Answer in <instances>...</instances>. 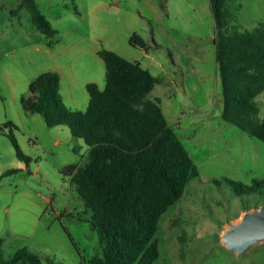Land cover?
Wrapping results in <instances>:
<instances>
[{
  "label": "rangeland",
  "instance_id": "obj_1",
  "mask_svg": "<svg viewBox=\"0 0 264 264\" xmlns=\"http://www.w3.org/2000/svg\"><path fill=\"white\" fill-rule=\"evenodd\" d=\"M57 32L47 37L22 0H0V245L11 261L20 250L43 262L90 264L102 258L100 234L69 167L89 161V147L69 125L48 126L25 110L33 83L60 76L67 111L85 116L87 85L106 88L101 51L139 63L156 79L170 126L198 168L182 198L161 217L154 264H264V243L239 256L221 241L243 214L264 206V143L222 118L223 85L216 62L211 0H35ZM230 30L252 31L264 22V0L229 3ZM139 35L146 49L131 45ZM264 117V93L257 98ZM22 152L21 162L10 140ZM239 193V194H238Z\"/></svg>",
  "mask_w": 264,
  "mask_h": 264
},
{
  "label": "trees",
  "instance_id": "obj_2",
  "mask_svg": "<svg viewBox=\"0 0 264 264\" xmlns=\"http://www.w3.org/2000/svg\"><path fill=\"white\" fill-rule=\"evenodd\" d=\"M232 1L236 0H211L223 85L222 118L264 143V117L259 118L257 103L264 93V22L252 31L230 30ZM22 5L44 35L57 34L35 0H22ZM131 45L146 49L139 35L131 39ZM99 55L106 66V88L87 85L90 100L84 117L67 111L55 72H46L33 83L23 106L29 113L42 115L50 127L69 125L89 147L88 163L69 167L67 174L92 212L88 222L100 234L104 248L103 257L90 264H154L160 256L155 240L159 220L182 198L199 171L168 123L160 100L150 98L156 85L151 73L113 51ZM10 140L17 158L29 165L31 159L12 133ZM228 183L251 193L256 187L264 189V181L254 187ZM0 264L63 263L43 262L26 250L7 261L0 245Z\"/></svg>",
  "mask_w": 264,
  "mask_h": 264
},
{
  "label": "water",
  "instance_id": "obj_3",
  "mask_svg": "<svg viewBox=\"0 0 264 264\" xmlns=\"http://www.w3.org/2000/svg\"><path fill=\"white\" fill-rule=\"evenodd\" d=\"M222 244L231 252L243 256L264 243V206L250 210L230 224L221 235Z\"/></svg>",
  "mask_w": 264,
  "mask_h": 264
}]
</instances>
